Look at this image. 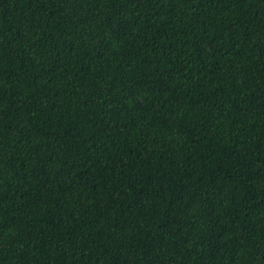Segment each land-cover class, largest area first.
<instances>
[{
  "label": "trees",
  "instance_id": "16d2710c",
  "mask_svg": "<svg viewBox=\"0 0 264 264\" xmlns=\"http://www.w3.org/2000/svg\"><path fill=\"white\" fill-rule=\"evenodd\" d=\"M0 264H264V0H0Z\"/></svg>",
  "mask_w": 264,
  "mask_h": 264
}]
</instances>
